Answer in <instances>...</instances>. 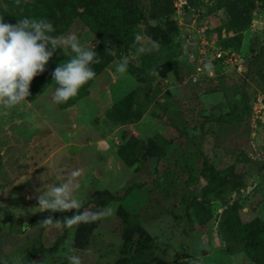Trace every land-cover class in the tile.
<instances>
[{"label": "rangeland", "instance_id": "374dc122", "mask_svg": "<svg viewBox=\"0 0 264 264\" xmlns=\"http://www.w3.org/2000/svg\"><path fill=\"white\" fill-rule=\"evenodd\" d=\"M171 3L168 33L156 37V23L139 10L127 42L118 50L108 43L138 75L117 72L113 58L102 68L111 80L102 84L96 74L71 104L53 100L56 84L11 109L0 106V264H24L28 250L49 247L63 232L42 225L49 215L65 218L40 212L36 197L76 169L81 212L110 207L112 214L66 228L55 250L29 264H69L73 254L82 264H256L233 234L244 223L264 228V0ZM72 34L85 47L96 42L78 18L60 36ZM160 40L177 54L153 65L157 50L148 49ZM120 105L141 115L116 121ZM107 193L122 197L88 203ZM221 198L237 201L227 220Z\"/></svg>", "mask_w": 264, "mask_h": 264}, {"label": "trees", "instance_id": "16d2710c", "mask_svg": "<svg viewBox=\"0 0 264 264\" xmlns=\"http://www.w3.org/2000/svg\"><path fill=\"white\" fill-rule=\"evenodd\" d=\"M128 2L130 3L128 4ZM199 2L200 0H183L182 5L183 7L192 8L198 5ZM139 10H142V15L144 17L153 20L156 23V37H158L160 31L168 33L174 28L173 22L170 18L172 13L171 0H147L145 4L140 6L136 5L135 0H21L19 6L16 5L15 0H0V16L4 17L5 22L15 24L17 20L25 17L30 19L43 18L53 23L55 32L52 33V35L54 36H60L66 31L74 19H80L96 39L92 48L96 50L102 61L99 64L92 65L96 74H98L111 59L116 58L118 62L122 60L116 50L119 49L121 43L125 44L127 42V26L132 22L136 12ZM109 41L114 42L113 44L116 49L114 53L109 49ZM176 54L177 50L174 44L160 40L158 50L151 62L153 65H156L161 57L162 59H166L170 56H175ZM69 59L70 58L65 55L61 49H57L46 65V70L35 77L32 81L30 85L31 95L26 99L31 100L44 88L56 85L55 81H53L52 73L58 65L66 63ZM127 72L130 75H138V73H140L129 65L127 67ZM91 81L79 90V94L76 97L69 99L66 103L71 104L80 98L84 94L85 89L90 85ZM63 104L64 103H59L60 106ZM120 106L122 107V112L118 113L115 117L116 121L130 119L128 118L129 115L132 116L130 120H136L141 115L140 108L136 107L134 110L125 111V106ZM120 106L118 108H120ZM239 120L240 116L235 118V121ZM182 157L185 159V156ZM130 187H127L124 190V193H127ZM121 197L122 195H110L107 193L101 201H98L94 196L88 200V203L93 204L95 207H101L108 201L119 200ZM221 201L224 205L221 218L227 220L228 216L226 212L229 209L235 210L237 207V201L234 200L229 204L224 198H221ZM118 211L122 212L125 217L132 219V222L138 226L134 218L126 212L122 206H118ZM72 215V212H65L60 219ZM119 215L120 217H123L121 214ZM239 225L238 229L234 230L233 236L239 241L241 250L251 261H254L256 264H264V228L259 227L258 230H254L251 229L252 227H249L247 223ZM66 228L67 227H63V232L53 240L49 247L38 246L28 250L24 264H29L33 255L39 252H50L55 250L57 245L62 241ZM133 243L135 242L132 239L128 240L124 246L125 250L128 251ZM135 245L136 244H134V247Z\"/></svg>", "mask_w": 264, "mask_h": 264}, {"label": "clouds", "instance_id": "9594fccd", "mask_svg": "<svg viewBox=\"0 0 264 264\" xmlns=\"http://www.w3.org/2000/svg\"><path fill=\"white\" fill-rule=\"evenodd\" d=\"M15 3L19 6L21 0H15ZM54 32L53 23L43 18L25 17L12 24L5 22L4 17L0 16V106L11 109L27 100L31 95L32 81L46 70V65L57 49L70 47L75 55L66 63L58 65L52 73L53 81L58 85L53 94L56 103H66L76 97L85 84L95 79L96 72L92 65L102 62L96 50L82 45L75 34L63 37L52 35ZM142 39L139 34L135 36L137 43ZM148 50H158V45L153 42ZM137 51L142 53L145 48L141 46ZM128 63L127 57L123 58L117 64L116 71L125 74ZM81 174V170H73L63 183L36 197L40 212L73 213L64 219L63 224L59 220L54 222L53 216L49 215L42 219L43 226L74 228L81 223L106 219L112 214L110 207L99 212L80 211L84 201L78 199L74 193L79 188L77 181ZM22 227L27 228V221ZM67 259L69 264H82V259L77 255H68Z\"/></svg>", "mask_w": 264, "mask_h": 264}, {"label": "water", "instance_id": "95a60500", "mask_svg": "<svg viewBox=\"0 0 264 264\" xmlns=\"http://www.w3.org/2000/svg\"><path fill=\"white\" fill-rule=\"evenodd\" d=\"M99 76L102 84H107L111 80V75L105 68L99 72Z\"/></svg>", "mask_w": 264, "mask_h": 264}, {"label": "crops", "instance_id": "0c3cea01", "mask_svg": "<svg viewBox=\"0 0 264 264\" xmlns=\"http://www.w3.org/2000/svg\"><path fill=\"white\" fill-rule=\"evenodd\" d=\"M91 207H92L91 205H88V206H87V209H92Z\"/></svg>", "mask_w": 264, "mask_h": 264}, {"label": "built area", "instance_id": "2783aa9c", "mask_svg": "<svg viewBox=\"0 0 264 264\" xmlns=\"http://www.w3.org/2000/svg\"><path fill=\"white\" fill-rule=\"evenodd\" d=\"M183 3V0H180V4Z\"/></svg>", "mask_w": 264, "mask_h": 264}, {"label": "flooded vegetation", "instance_id": "af4514ba", "mask_svg": "<svg viewBox=\"0 0 264 264\" xmlns=\"http://www.w3.org/2000/svg\"><path fill=\"white\" fill-rule=\"evenodd\" d=\"M241 119V118H240Z\"/></svg>", "mask_w": 264, "mask_h": 264}]
</instances>
